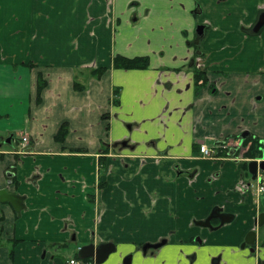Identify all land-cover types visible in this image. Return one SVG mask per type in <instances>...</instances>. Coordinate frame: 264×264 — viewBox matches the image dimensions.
<instances>
[{
	"label": "crops",
	"instance_id": "0c3cea01",
	"mask_svg": "<svg viewBox=\"0 0 264 264\" xmlns=\"http://www.w3.org/2000/svg\"><path fill=\"white\" fill-rule=\"evenodd\" d=\"M260 9L264 0H0V189L25 205L18 216L0 201V264H46L36 262L41 248L73 231L82 244L92 230L95 240L182 230L190 220L179 201L207 191L242 226L253 210L234 190L241 165L199 146L243 132L264 140V29L245 31ZM197 23L204 34L189 48ZM117 54L149 65L115 68ZM198 71L207 81L197 85ZM125 139L130 147L102 155ZM8 239L19 240L13 258Z\"/></svg>",
	"mask_w": 264,
	"mask_h": 264
},
{
	"label": "flooded vegetation",
	"instance_id": "af4514ba",
	"mask_svg": "<svg viewBox=\"0 0 264 264\" xmlns=\"http://www.w3.org/2000/svg\"><path fill=\"white\" fill-rule=\"evenodd\" d=\"M195 37L196 34L194 39ZM198 45L199 43L194 44L196 49ZM247 137L256 136L247 133L243 139L238 136L217 140L209 146L214 150L211 157L200 152L202 157L208 159L231 160L241 165L243 172L235 183L234 190L241 193L245 211L253 210L251 216L248 213L244 215L242 226H236L235 213L225 211V204L215 203L210 192L198 196L199 199L193 202L186 198L187 195H183L176 210L187 215L190 221L182 230L153 225V228L135 230L134 237L129 239L113 237L100 240H95V232L92 230L91 238L82 244L77 243L76 232L73 231L67 241L47 242L35 257L36 262L70 264V260L74 259L79 264H264V209L261 203L264 196V170L259 165L264 161V140L256 137L258 145L252 147L250 143L244 144ZM229 140H238V144L227 145ZM124 141L127 142L125 146L122 145ZM128 147L126 139L114 142L110 148H103L102 155ZM251 160L257 163L254 178L248 171ZM101 169L105 172L106 160ZM196 172V168L184 170L188 183L196 181ZM207 183L209 184L208 180L203 184L205 189ZM8 240H12L9 256L13 258L19 240ZM87 245H92L90 250L95 256L79 257V248Z\"/></svg>",
	"mask_w": 264,
	"mask_h": 264
},
{
	"label": "water",
	"instance_id": "95a60500",
	"mask_svg": "<svg viewBox=\"0 0 264 264\" xmlns=\"http://www.w3.org/2000/svg\"><path fill=\"white\" fill-rule=\"evenodd\" d=\"M201 9L199 6L196 7L195 10L192 11V13H200ZM204 28L205 26L203 24H199L196 28V37L193 41L194 44H198L201 37L203 36L204 33ZM264 29V9H260L257 13V17L255 22L253 23V25L247 29H245V31L248 34L254 35V34H258L260 33L262 30ZM197 54H199V51L196 52ZM247 136V132H243L241 134V138H245ZM10 136L6 138V142L10 141ZM127 144V142H122V145L125 146ZM260 168L262 170H264V161L261 162L260 164ZM256 170H257V163L255 160H251L248 163V171L249 173L252 175V178L255 177L256 174ZM24 197L17 194V193H13V192H9L6 188H2L0 189V201L1 202H7L9 203L13 210L16 212V214L19 216L21 214V211L25 208L24 205ZM226 215V214H225ZM86 249L90 250L92 249V245H87V246H82L79 248V253L78 256L81 258L84 257H94L95 255L93 254V252L90 251H86ZM98 261V260H97ZM96 261V262H97Z\"/></svg>",
	"mask_w": 264,
	"mask_h": 264
},
{
	"label": "trees",
	"instance_id": "16d2710c",
	"mask_svg": "<svg viewBox=\"0 0 264 264\" xmlns=\"http://www.w3.org/2000/svg\"><path fill=\"white\" fill-rule=\"evenodd\" d=\"M149 65V57L148 56H134V57H125L122 55H115L112 60V66L115 68H124V69H141L146 68ZM105 67H99L96 69H93L91 71V74H94L95 76L101 75L105 71ZM196 84L201 81V83H204L207 81V78L205 76V73L203 71H198L194 74ZM45 86V81L39 76L38 78V85H37V98L40 96V92ZM74 87L76 89H82L83 85L78 84L75 82ZM116 91V89H115ZM116 102V101H115ZM68 129H67V123H62L59 127L57 133L55 134L54 138L55 140L62 142L67 135ZM244 144L250 143L252 147H256L258 145V141L253 137H247L244 139ZM106 151V150H105ZM101 168H104L105 165V159L102 158L101 161Z\"/></svg>",
	"mask_w": 264,
	"mask_h": 264
},
{
	"label": "built area",
	"instance_id": "2783aa9c",
	"mask_svg": "<svg viewBox=\"0 0 264 264\" xmlns=\"http://www.w3.org/2000/svg\"><path fill=\"white\" fill-rule=\"evenodd\" d=\"M28 141V138L26 135H22L21 136V142L22 144H26ZM227 145H235V144H238V140L234 141V140H229L227 141L226 143ZM199 149H200V152L204 155V156H208V157H211L214 153V150L213 148L209 147L207 144L205 143H201L200 146H199ZM70 264H79L78 261L74 260V259H71Z\"/></svg>",
	"mask_w": 264,
	"mask_h": 264
},
{
	"label": "rangeland",
	"instance_id": "374dc122",
	"mask_svg": "<svg viewBox=\"0 0 264 264\" xmlns=\"http://www.w3.org/2000/svg\"><path fill=\"white\" fill-rule=\"evenodd\" d=\"M196 7H197V6H195V8H194L193 10H195ZM193 10H192V11H193ZM199 24H201V23H197V24L194 26V28H193V32L190 33V36H189L188 38H185V39H184V44H185V45H188L189 48H194V44H192V40L194 39V36H195V33H196L195 31H196V28H197V26H198ZM169 34L171 35V38H172V39H170L169 41H172V40H175V39L178 40V38H179V33H177V31H173V30H171V32H169ZM152 41H155V40L152 39L151 42H152ZM152 43H153V42H152ZM138 50H139V49L136 50V51H137L136 53H139ZM262 198H263V199H262V202H261V203H262V208L264 209V196H263ZM262 233L264 234V226H263V228H262Z\"/></svg>",
	"mask_w": 264,
	"mask_h": 264
}]
</instances>
